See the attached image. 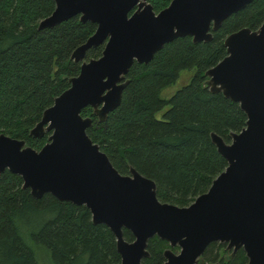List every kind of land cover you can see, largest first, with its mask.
<instances>
[{
	"label": "water",
	"instance_id": "1",
	"mask_svg": "<svg viewBox=\"0 0 264 264\" xmlns=\"http://www.w3.org/2000/svg\"><path fill=\"white\" fill-rule=\"evenodd\" d=\"M52 1L37 28L73 15L94 22L95 28L70 52V58L80 61L78 72L29 129L36 137L48 131L44 143L35 149L0 132V172L17 173L34 197L48 192L86 206L91 222L112 232L119 264H143L153 235L168 243L161 264H200L212 241L225 243L226 258L241 248L245 264H264V19L254 29L228 32L222 40L224 56L203 72L202 85L236 101L245 120L238 131L228 132V141L209 132L226 164L188 204L159 200L154 181L131 166L120 173L86 133L91 116L80 113L89 106L97 120H104L120 101L133 61H149L177 36L209 40L211 30L250 0H169L157 12L139 0L129 15L137 0ZM101 42L97 57L83 58L87 48ZM123 228L132 239L123 237Z\"/></svg>",
	"mask_w": 264,
	"mask_h": 264
},
{
	"label": "trees",
	"instance_id": "2",
	"mask_svg": "<svg viewBox=\"0 0 264 264\" xmlns=\"http://www.w3.org/2000/svg\"><path fill=\"white\" fill-rule=\"evenodd\" d=\"M149 1L159 9L168 0ZM53 5L52 0H0V132L35 149L48 131L36 137L29 129L78 72L80 61L70 58V52L95 28L94 22L80 21L77 15L37 28ZM263 19L264 0H250L211 30L209 40L193 42L189 35L177 36L163 43L149 61H133L125 73L120 101L104 120H97L89 106L81 108L82 115L92 118L86 133L120 173L131 166L154 181L159 200L188 204L226 164L209 132L228 141V132L238 131L245 120L236 101L202 85L203 72L224 56L222 40L228 32L242 26L253 29ZM102 47L103 43L89 47L84 58L97 57ZM181 70L188 71L187 81L167 98L159 96ZM122 234L132 239L128 229L123 228ZM32 243L48 251L51 264H119L120 260L112 232L103 223L91 222L86 206L48 192L34 197L21 186L17 173L4 169L0 172V264H38ZM224 244L208 243L200 264L213 260L245 264L241 248L227 258L221 255ZM165 247L164 239L149 237V254L141 262L161 264Z\"/></svg>",
	"mask_w": 264,
	"mask_h": 264
},
{
	"label": "rangeland",
	"instance_id": "3",
	"mask_svg": "<svg viewBox=\"0 0 264 264\" xmlns=\"http://www.w3.org/2000/svg\"><path fill=\"white\" fill-rule=\"evenodd\" d=\"M188 76H189L188 71L181 70L178 76L176 77V79L172 83L160 89L159 96L163 98H167L178 86H180L182 83L187 81ZM162 110L163 109L156 111L155 116L160 117ZM31 245L34 250L35 259L38 264H51L47 250H45L43 247L37 244L32 243Z\"/></svg>",
	"mask_w": 264,
	"mask_h": 264
},
{
	"label": "flooded vegetation",
	"instance_id": "4",
	"mask_svg": "<svg viewBox=\"0 0 264 264\" xmlns=\"http://www.w3.org/2000/svg\"><path fill=\"white\" fill-rule=\"evenodd\" d=\"M139 0H137L133 5H132V7L128 10V15L132 12V11H134L136 8H137V2H138ZM146 3H149L150 4V7H151V9L154 11V12H157L159 9H161V8H163L165 5H167L168 4V2H169V0L167 1V3L164 5V6H162V7H160L159 9H154L153 8V6H152V4H151V2L149 1V0H144ZM256 28V27H255ZM254 29V28H253ZM101 43H103V42H101ZM92 47V46H91ZM88 49V48H87ZM86 49V50H87ZM85 55V54H84ZM84 58V57H83ZM85 59V58H84ZM219 242V241H218ZM219 243H222V242H219ZM224 246H225V244H224ZM223 246V247H224ZM223 247L221 248V249H223ZM230 250H228L227 252H229ZM225 254V252L223 251L222 252V250H221V255H224ZM215 261H217V260H213V261H207V262H205L204 264H208V262H215ZM218 262V261H217Z\"/></svg>",
	"mask_w": 264,
	"mask_h": 264
}]
</instances>
